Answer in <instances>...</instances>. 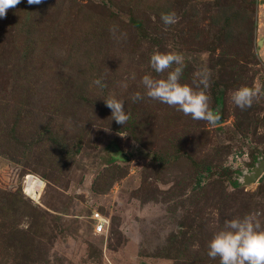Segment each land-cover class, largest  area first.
<instances>
[{"label": "rangeland", "instance_id": "1", "mask_svg": "<svg viewBox=\"0 0 264 264\" xmlns=\"http://www.w3.org/2000/svg\"><path fill=\"white\" fill-rule=\"evenodd\" d=\"M154 50L185 56L183 83L210 71L215 126L144 95ZM241 86L261 89L243 110ZM255 212L264 224V0H21L0 18V264H219L207 241Z\"/></svg>", "mask_w": 264, "mask_h": 264}, {"label": "clouds", "instance_id": "2", "mask_svg": "<svg viewBox=\"0 0 264 264\" xmlns=\"http://www.w3.org/2000/svg\"><path fill=\"white\" fill-rule=\"evenodd\" d=\"M21 0H0V18L10 7H14ZM43 0H27L29 5L40 4ZM164 25L177 23L174 11L162 13ZM109 31L116 40L126 39L127 34L118 32L117 26H111ZM152 72L163 74L162 78L154 76L152 72L145 73L140 80L144 95L160 103L174 107L177 111L190 116L196 121H206L215 126L221 120V113L213 111L209 106V96L206 90L210 86L211 73L206 67L193 74L192 84L182 82L184 75L185 56L176 51L160 52L154 50L148 60ZM170 69V70H169ZM135 79V74H132ZM91 86L105 87L101 78L92 81ZM120 86L127 88V81H121ZM259 87L241 86L231 93V100L240 109L250 108L259 96ZM143 99L140 92L132 96L133 102ZM111 110V120L124 125L130 119L125 110V101L115 95L103 99ZM259 212L249 213L226 219L223 226L217 229L207 241V255L219 264H264V224L258 218Z\"/></svg>", "mask_w": 264, "mask_h": 264}, {"label": "built area", "instance_id": "3", "mask_svg": "<svg viewBox=\"0 0 264 264\" xmlns=\"http://www.w3.org/2000/svg\"><path fill=\"white\" fill-rule=\"evenodd\" d=\"M92 230L95 233H101L105 230L106 225L108 224V219L98 211L92 212Z\"/></svg>", "mask_w": 264, "mask_h": 264}, {"label": "bare ground", "instance_id": "4", "mask_svg": "<svg viewBox=\"0 0 264 264\" xmlns=\"http://www.w3.org/2000/svg\"><path fill=\"white\" fill-rule=\"evenodd\" d=\"M31 186H32V183H30V181H28L25 185V188H26L25 190H26V192H28L34 196V192L32 191V188H34V187H31Z\"/></svg>", "mask_w": 264, "mask_h": 264}]
</instances>
